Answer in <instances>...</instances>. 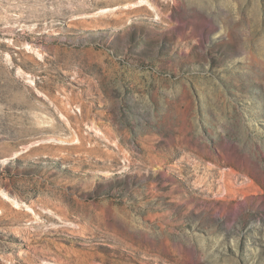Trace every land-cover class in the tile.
<instances>
[{
	"label": "rangeland",
	"instance_id": "374dc122",
	"mask_svg": "<svg viewBox=\"0 0 264 264\" xmlns=\"http://www.w3.org/2000/svg\"><path fill=\"white\" fill-rule=\"evenodd\" d=\"M0 264H264V0H0Z\"/></svg>",
	"mask_w": 264,
	"mask_h": 264
}]
</instances>
